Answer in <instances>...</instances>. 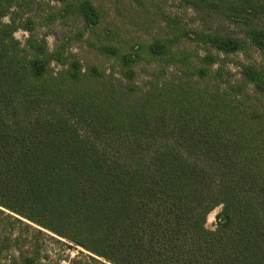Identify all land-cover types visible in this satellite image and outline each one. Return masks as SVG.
<instances>
[{
	"label": "trees",
	"instance_id": "16d2710c",
	"mask_svg": "<svg viewBox=\"0 0 264 264\" xmlns=\"http://www.w3.org/2000/svg\"><path fill=\"white\" fill-rule=\"evenodd\" d=\"M180 1L237 21L240 36L170 18L141 46L93 0H0L3 264H51L45 238L94 264H264V59L239 62L233 81L210 52L264 56V0ZM57 21L74 35L50 49L34 32ZM73 38L109 69L83 64ZM142 49L156 68L140 83Z\"/></svg>",
	"mask_w": 264,
	"mask_h": 264
},
{
	"label": "rangeland",
	"instance_id": "374dc122",
	"mask_svg": "<svg viewBox=\"0 0 264 264\" xmlns=\"http://www.w3.org/2000/svg\"><path fill=\"white\" fill-rule=\"evenodd\" d=\"M93 3L100 10L106 23H114L121 29L122 41H133L135 44H141V46L148 43L153 37H163L165 27L170 18L176 20L179 27L183 31H187L188 34L192 30L209 31L214 29H218L222 33L224 32L231 36H240L242 32V27L237 21L225 20L219 16L199 14L180 0H93ZM51 5H54V3L51 2ZM101 26H105V23L103 22ZM69 32L74 35V25L71 22L66 24L57 21L48 26L38 25L34 33L37 37H44L48 47L52 49L55 45L56 37L61 38L64 34H69ZM14 36L23 42L27 37V33L18 30ZM71 41L70 48L72 52L77 54L83 64H85L84 61H98L109 69L110 64L103 58H97L96 60L94 54L88 50L83 42L77 38H73ZM181 41V45L189 48L193 53L199 55L205 53L206 49L200 44L190 39H183ZM210 52L224 62L227 78L233 81L239 78V62L252 60L259 62L264 59V56L254 48H250L249 52L244 54L241 52L223 54L217 52L215 49H210ZM154 68H156V65L149 60V57L146 56V53L142 49L140 60L137 63L138 82L145 81L147 75ZM161 70L164 71V75L170 77L173 68L166 67ZM220 209L221 207L218 206L207 215L206 227L208 229H214L216 215ZM11 226L12 224L4 223L0 225V231L7 233ZM13 227L15 228L16 226L13 225ZM42 243L41 254L47 257L46 261H50L51 264H70V261L73 259H79V264H94L88 258L89 253L86 251L81 252L82 249L78 246L71 245L67 247L61 242L50 238L43 239ZM3 263L4 260L1 259L0 264Z\"/></svg>",
	"mask_w": 264,
	"mask_h": 264
}]
</instances>
